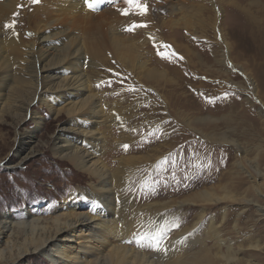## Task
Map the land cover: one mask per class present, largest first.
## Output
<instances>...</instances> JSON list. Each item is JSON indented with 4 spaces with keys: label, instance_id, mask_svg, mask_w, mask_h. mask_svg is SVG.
<instances>
[{
    "label": "rangeland",
    "instance_id": "rangeland-1",
    "mask_svg": "<svg viewBox=\"0 0 264 264\" xmlns=\"http://www.w3.org/2000/svg\"><path fill=\"white\" fill-rule=\"evenodd\" d=\"M102 2L91 10L92 18L81 17L74 24L78 35H99L102 41L87 53L81 69L89 88L85 96L94 95L90 112L99 113L91 131L100 141L94 146L101 150L99 160L108 167L110 187L132 200L120 213L125 226L133 229L128 246L158 253L161 249L155 248L154 237L161 248L181 236L182 251L189 256L203 248L198 243L208 232V219L221 228L225 211L222 238L231 240L243 263L264 264V253L249 248L250 242L264 245V217L257 210L264 209V0H138L147 5L146 14L126 0ZM38 3L30 4L31 11L17 7L20 14L12 16L17 31L8 28V35L0 33V72L4 64L14 66L25 57L23 46L16 42L34 36L27 24ZM114 13L123 25L117 36L131 49L115 50L109 44L106 24ZM53 71L66 73L61 68ZM160 72L166 78H157ZM16 78L8 76L0 84L5 89L0 98L14 86L28 85L27 77ZM15 96L11 110L3 108L6 98L0 99V218L12 221L3 240L13 232L11 244L22 248L31 237L33 221L37 220L38 229L50 228L56 216L62 219L61 213L67 212L60 209L63 198L77 195L80 213L93 214L96 208L87 197L89 177L52 154V139L69 116L48 106L60 103L56 107L61 108L64 103L53 97L37 100L25 90ZM13 111L17 116H12ZM203 189L218 194L224 189L237 200L254 202L244 209L241 203L189 205L182 214L178 205L166 207ZM201 211L206 217L193 228ZM151 216L163 220L151 225ZM209 240L206 244L214 253ZM74 242L61 243L74 246ZM72 252L66 250L70 256ZM17 264L52 263L31 251Z\"/></svg>",
    "mask_w": 264,
    "mask_h": 264
},
{
    "label": "bare ground",
    "instance_id": "bare-ground-1",
    "mask_svg": "<svg viewBox=\"0 0 264 264\" xmlns=\"http://www.w3.org/2000/svg\"><path fill=\"white\" fill-rule=\"evenodd\" d=\"M40 1L42 4H39V2V5L33 8V14L28 18L27 24L28 31H31L36 37L32 36L28 40H22V33L20 34L22 42H16L18 47L20 45L23 46L25 57L14 63V66L4 64L5 70L0 72V84H4V80L12 75L17 77L18 81H23L27 77L28 85L23 87L22 85L21 87L14 86L6 91L5 96L1 94V98H6V102H3L4 99L3 101L0 99L5 103L3 108L7 110L14 108L12 104L17 99L15 94L23 90L31 91L36 95L37 100L48 101L49 97H53L55 101L59 100V102L64 103L61 108L60 106L56 107L60 104L59 102V104L52 103L48 106L56 114L63 110L69 116V120L58 127V131L52 139L54 141L52 154L61 163L69 164L80 174L89 177L92 182L89 183V188L86 190L87 197L89 196L88 198H91L95 203L96 210L93 214L88 212L80 213L78 209L81 206L76 201L77 195L71 194L63 198L60 203V209H64L67 212L63 211L64 213H61L62 219L56 216L55 219H51L52 226H49L50 228L42 227L38 229L36 228L38 226L37 220L33 221L34 223H31L30 230L28 229V234L31 237L24 243L22 248L20 246L17 248L16 245L11 244L9 238L13 232L9 234L6 241L3 240L6 236L5 234L11 231L12 221L5 216L0 218V245L5 244L0 250V264H17L23 256L31 251L41 253L52 264H60L63 260L71 261L70 264H211L213 261L219 264H251L248 261L243 263L242 260H239L237 258V250L232 247L231 240L222 238L221 231L227 223V213L225 211L220 221L223 224L221 228L215 226L213 218L210 217L208 219V232L205 239L198 243L203 248L189 256H184L186 252L182 251L181 236H175L168 243L162 244L161 251L158 253H148L138 247L128 246V237L133 229L131 226H125L121 220L120 213L132 200H129L130 198L128 199L124 192L120 195L112 186L110 187L112 183H110L111 175L107 170L108 167L106 168L99 160L101 150L99 151L94 146L100 141H97L99 139L95 137L97 135L95 131L91 132L93 126H95L94 123L98 122L99 113L96 111L90 112L93 108L92 104H94V95L92 97L85 96L89 88L81 69L83 63L88 61L87 53L94 51L92 47L102 42L101 37L98 35L99 24L97 23L95 28L98 37L95 38L94 34L86 35V37L78 35V29L74 21L81 17L83 19L86 16L93 17L84 0ZM31 3V0H0V19L3 20V17H5L3 27L0 26V33L8 35L6 25L15 21L12 16L17 14L16 8L28 7L27 11H29ZM98 5H103L102 0ZM24 12L22 13L25 14ZM109 19L108 24H106V28L109 29L108 31L106 30L109 35L107 38L110 40L109 44L111 43L115 50L117 48L126 49L127 47L131 49L132 45L129 44L127 46L117 36L123 29V27H119L122 23L119 15L114 13V15H110ZM68 21H73L72 25H69L70 28L67 27ZM166 27L168 30L172 28L170 24ZM9 29L17 31L15 27ZM100 46L103 47V45ZM100 46L97 47L99 48ZM49 50H52V52L49 53ZM57 68H61L66 73L55 74L53 70ZM157 78H166V75L160 72L157 74ZM43 90L51 92L49 93L51 96L47 95L46 92H44L45 94H40ZM0 91L3 92L5 89L0 87ZM84 96L85 98H83ZM29 106L30 103L26 105L28 109ZM0 107L2 106L0 105ZM28 109H26L27 112H29ZM12 116H17L16 112L13 111ZM78 117L79 121L76 120ZM19 121L17 120V124ZM259 191L257 190L256 193L260 194ZM225 202L230 204L241 203L244 205L242 207L244 209L245 205L253 203L254 200L245 198L237 200L234 193L224 189L221 194L216 193L214 189H203L178 203L170 202L166 204V207H171V204L178 205L177 208L179 210L177 211L182 214L185 207L189 205L190 207L193 205L210 207ZM257 210L264 217L262 206L257 208ZM204 211H201L195 217L193 228L199 224L201 219H205ZM238 216L236 215L237 218ZM151 217V225H158L163 220L159 218L160 216ZM237 221L239 222V220ZM14 226L20 227L21 224H14ZM179 235H182V233H179ZM209 239L213 242L214 253L210 251L206 244ZM65 240H75L77 243L74 242V246H65V244L61 243ZM68 248H72V256L66 253ZM249 248L252 252L264 253V245L257 242H250ZM5 250L9 252L8 257L5 256ZM174 252H178V254L173 255Z\"/></svg>",
    "mask_w": 264,
    "mask_h": 264
},
{
    "label": "snow or ice",
    "instance_id": "snow-or-ice-1",
    "mask_svg": "<svg viewBox=\"0 0 264 264\" xmlns=\"http://www.w3.org/2000/svg\"><path fill=\"white\" fill-rule=\"evenodd\" d=\"M32 3H38L39 0H31ZM85 5L90 9V10H94L95 6L98 5L101 0H84ZM126 3L132 4L135 3L136 7L140 10L141 14H146L147 12V5L141 4L138 2V0H126ZM125 15H127V13H123ZM147 25H139V27H146ZM7 28H13L14 24H8L6 25ZM129 30H133V29H129ZM165 47H170V46H165ZM163 58V57H162ZM182 59V57H181ZM127 147V146H125ZM153 244L155 246V248L157 250H160V240L158 237H154L153 238Z\"/></svg>",
    "mask_w": 264,
    "mask_h": 264
}]
</instances>
